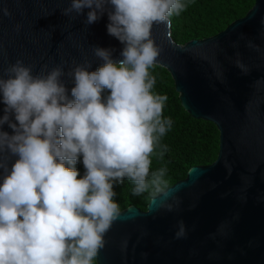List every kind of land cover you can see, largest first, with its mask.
<instances>
[{
    "label": "clouds",
    "instance_id": "obj_1",
    "mask_svg": "<svg viewBox=\"0 0 264 264\" xmlns=\"http://www.w3.org/2000/svg\"><path fill=\"white\" fill-rule=\"evenodd\" d=\"M186 7L187 0H70L63 14L89 9L86 26L107 12L108 34L124 45L122 59L93 47L103 63L94 71L90 60L70 68V94L62 65L33 74L17 61L4 70L0 264H94L120 214L114 186L125 178L133 196L148 194L157 210H173L167 168L150 171L152 156L163 159L168 151L161 141L173 125L163 116L168 96L153 92L149 69L160 48L151 30L170 25ZM5 123L12 134L2 130ZM185 234L181 222L176 238Z\"/></svg>",
    "mask_w": 264,
    "mask_h": 264
},
{
    "label": "water",
    "instance_id": "obj_2",
    "mask_svg": "<svg viewBox=\"0 0 264 264\" xmlns=\"http://www.w3.org/2000/svg\"><path fill=\"white\" fill-rule=\"evenodd\" d=\"M69 3L0 0V76L17 61L33 74L62 65L70 94V68L90 60L94 71L103 63L93 47L122 59L124 45L108 34L107 12L86 26L89 9L64 15ZM151 37L160 48L155 65L171 75L184 109L218 129V154L168 187L172 211L157 210L152 199L144 211H121L96 263L264 264V0L208 38L178 44L171 23L154 24ZM4 107L0 102V117ZM2 130L13 133L7 123ZM181 222L186 234L177 239Z\"/></svg>",
    "mask_w": 264,
    "mask_h": 264
},
{
    "label": "trees",
    "instance_id": "obj_3",
    "mask_svg": "<svg viewBox=\"0 0 264 264\" xmlns=\"http://www.w3.org/2000/svg\"><path fill=\"white\" fill-rule=\"evenodd\" d=\"M255 0H187V7L178 16L170 17L171 37L178 44L191 40L211 37L224 30L233 21L242 18L252 8ZM149 72L156 77L153 92L167 95L163 116L173 120L171 130L162 138L161 143L168 146L163 159L152 156L150 171L160 167L167 168L165 179L168 187L186 178L194 166L213 163L218 154L219 132L209 121L193 118L182 106L179 94L169 72L153 65ZM83 175L82 162L76 164ZM133 184L126 178L122 184L114 186L120 212L130 206L146 210L151 198L148 194L133 196ZM96 263V260L94 261Z\"/></svg>",
    "mask_w": 264,
    "mask_h": 264
}]
</instances>
